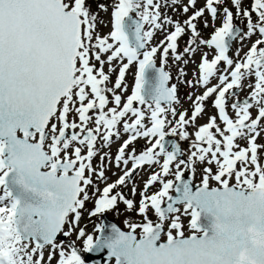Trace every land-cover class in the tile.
Segmentation results:
<instances>
[{"label":"snow or ice","instance_id":"snow-or-ice-1","mask_svg":"<svg viewBox=\"0 0 264 264\" xmlns=\"http://www.w3.org/2000/svg\"><path fill=\"white\" fill-rule=\"evenodd\" d=\"M196 3L0 0V264H85L76 241H82L84 253L107 249L115 264H264V144L257 143L264 134V0H252L249 7L243 0H205L199 9ZM168 7L185 15L193 11L181 23L161 11ZM109 8L111 31L101 36L96 31L103 24L100 14ZM205 13L214 26L210 39L197 29ZM218 18L221 25L215 27ZM203 27H209L207 19ZM155 31L166 35L159 46H150ZM185 34L183 53L189 59L200 53L198 75L183 80L180 68L178 79L204 89L195 99L188 95L190 115L174 107L177 85L168 87L170 75L163 68L169 55L189 63L177 51ZM253 35L258 38L241 56L244 41ZM233 42L240 45L235 59L229 55ZM134 63V87L122 98L125 74ZM246 86L250 94L240 101ZM229 97L236 98L231 104L235 119L227 112ZM208 101L217 114L197 125ZM188 126L196 128L188 152L178 144L168 150L165 137L189 140ZM122 134L126 138L109 157L102 150ZM141 138L147 145L137 152ZM98 155L100 163L93 167ZM113 159L122 174L108 183ZM145 166L158 170L150 172L138 202L134 184L132 199L114 192ZM186 171L191 178H185ZM198 171L200 182L194 185ZM169 176L174 180L165 179ZM154 185L158 189L149 194ZM89 200H94L90 216L122 203L140 222L126 219L129 231L113 225L103 237L77 231ZM182 217L190 218L188 235ZM73 233L76 241L58 242L60 234Z\"/></svg>","mask_w":264,"mask_h":264},{"label":"rangeland","instance_id":"rangeland-1","mask_svg":"<svg viewBox=\"0 0 264 264\" xmlns=\"http://www.w3.org/2000/svg\"><path fill=\"white\" fill-rule=\"evenodd\" d=\"M112 0H106L105 3L107 4H111ZM252 2V0H243V6L244 5H250ZM182 3H187V0H182ZM205 4V0H197V3L195 5L196 9L202 8L204 7ZM226 5L231 8V4L230 3H226ZM245 7V6H244ZM96 9L93 8V11H95ZM162 12L166 11L167 15L171 17V19H173L174 21L178 20L181 23L187 18L188 15H191L193 9H190L189 13L187 15L183 14L182 11H173L171 7H168L167 9H161ZM234 14H235V10ZM110 12H111V8H109V12L107 14L105 13H101L100 17L103 20V24H98L97 25V29L96 31L101 35H107L110 33L111 31V23H110ZM207 19L209 21V27L208 28H204L203 27V22L204 20ZM197 29L198 31H200L202 38L204 39H210L211 38V34L214 32V26L211 23V17L205 13V16L203 18H201L200 20H198L197 22ZM106 25V26H105ZM221 25V19L218 18L216 23H215V27H219ZM239 26H241L240 24H237ZM242 27H244V25H242ZM148 26L146 25V30H147ZM171 30V29H169ZM246 30V29H245ZM166 34L164 32L161 31H155L154 32V36L152 41L150 42V46H159V42L164 39V36ZM189 36L188 34H185L184 36L180 37L178 39V53L182 55L183 59H189V57L187 55H185L183 53V48L186 46V41L188 40ZM257 35H253L251 38L247 39L244 41V46L240 52V55L243 56L244 53H246L249 48L251 47L252 43L257 39ZM160 39V40H159ZM240 47V45L238 44V42L235 43V46L232 47V51L230 52V56L235 59V52L237 50V48ZM203 51H208V49L205 47L203 48ZM160 53L158 52L157 54V59L160 63V59H159ZM209 59H211L212 57L209 56ZM200 62V53H196L195 56H193L191 59H189V63L184 64L183 60L182 61H175L172 57V55H169L167 57V61L166 63L163 65L166 70L170 73L171 75V86L173 84L177 85V93L179 94V104L175 106L177 112L180 111H185L187 110V112L191 113V104L192 101L188 100L187 97L189 94H192L193 99H195L196 95H200L202 94L203 90L202 88L199 87H194V88H189L186 84L181 83L180 80L178 79V70L180 68H183L185 71V75L182 78L183 80H194V73H196L198 75V67L197 65ZM117 64V69L116 72L118 70V65L120 64L119 61L115 62ZM225 67V65H223V62L221 63V65H218V68L221 69V72L218 73L219 74H223V68ZM105 71H107V65H105ZM116 72L112 73L111 79L113 81V78L116 74ZM127 75V72H126ZM212 83H217V81L215 79H213ZM249 83V81H245V85H247ZM240 93H244L249 95L250 94V89L246 86L244 88L243 91H240ZM111 106V105H110ZM138 107V106H136ZM144 109H147L146 107H144ZM205 112L206 115L203 118H198L197 120V125H203L205 123H207V119L209 116L212 115H216V110L212 108L211 106V101L205 102ZM227 112L230 116V118L235 119V113L233 112V110L231 108L227 109ZM256 112L255 110H253V116H255ZM169 120H172L173 118L169 115L168 117ZM178 119V117H177ZM222 126V125H221ZM171 126H169L170 129ZM187 131L189 132V140L186 141H192L194 140V133L196 131L195 127L192 126H188L187 127ZM142 140V138L140 139ZM237 143H239L242 147L246 146L244 141L238 140ZM257 143H262L264 144V134H262L261 138H258ZM139 143H137L135 145L137 152L139 151L140 148ZM189 145L190 143H187L186 145V149L189 150ZM206 146V145H205ZM263 159V158H260ZM261 162V161H260ZM115 164V163H114ZM123 167V166H122ZM215 168L213 167V170ZM158 168L157 167H153V170L147 168V166H145L144 170H139L138 173L134 176L133 181L129 183V185L127 187H123L121 186L120 188L116 189L115 191H122L123 194L125 191L128 192L129 195V199H132L133 197L131 196L130 193V188L133 186V184L137 187V196L134 198L137 202L139 200V192L143 189V184L144 182L147 180L149 174L151 171H157ZM121 171V169L116 168L114 165L112 164H108L107 170H106V175L108 178L113 179L119 172ZM113 173H115V175H113ZM197 174L199 175V172H197ZM173 179V176H169L166 177L165 179ZM110 182V181H108ZM113 182V181H112ZM105 185L104 184H99V187L102 189ZM159 185H154L150 190H149V194H151L152 192H155L158 189ZM89 194L91 195L93 188H89L88 189ZM0 195H2V189H0ZM94 206V200H89L87 202H85V208L81 210V218L78 222V228L77 231L80 228H83L86 232V234L88 235H93L95 233V229H96V225L100 224V219L101 218H91V216L89 215L90 210L92 209V207ZM121 209L123 212H121ZM106 215L112 219H114L116 221V223L118 224V226L125 231H129V229L126 227L124 221L126 219H130L132 222L134 223H139L140 222V217L137 216L134 212H128L125 210V206L120 203L117 205L116 208L107 211ZM149 216L151 219H155V216L150 212ZM91 218V219H89ZM190 218L189 217H182V222L185 226V234L188 235V230H187V224H188V220ZM65 230H67V228H65ZM137 236L139 237V229H137ZM94 237L96 236L93 235ZM166 239V237L164 238ZM67 242L69 240H73L76 241V234L73 233V235L71 237H66ZM67 242H65V245L67 244ZM78 249H81V253H84L82 251L83 248V243L82 241H76V245H75ZM47 255L48 252L45 251L44 253V259L45 262L47 261ZM52 264H56V261L53 260Z\"/></svg>","mask_w":264,"mask_h":264},{"label":"water","instance_id":"water-1","mask_svg":"<svg viewBox=\"0 0 264 264\" xmlns=\"http://www.w3.org/2000/svg\"><path fill=\"white\" fill-rule=\"evenodd\" d=\"M150 75L152 76V74ZM113 225L117 227V225L114 222L103 217L102 219L103 230L100 232L99 236L103 237V236L109 235L110 228ZM60 239L64 240L65 237L63 236ZM112 259H115V258L109 259L107 249H103L102 251H99V252L93 251L91 253H88L84 261L89 264H109Z\"/></svg>","mask_w":264,"mask_h":264},{"label":"flooded vegetation","instance_id":"flooded-vegetation-1","mask_svg":"<svg viewBox=\"0 0 264 264\" xmlns=\"http://www.w3.org/2000/svg\"><path fill=\"white\" fill-rule=\"evenodd\" d=\"M234 182H235V181H234ZM234 182H233V183H234Z\"/></svg>","mask_w":264,"mask_h":264}]
</instances>
